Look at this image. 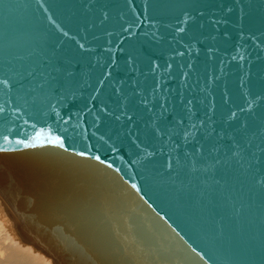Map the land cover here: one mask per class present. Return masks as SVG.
<instances>
[{
  "label": "water",
  "instance_id": "1",
  "mask_svg": "<svg viewBox=\"0 0 264 264\" xmlns=\"http://www.w3.org/2000/svg\"><path fill=\"white\" fill-rule=\"evenodd\" d=\"M0 200L57 264H264V0H0Z\"/></svg>",
  "mask_w": 264,
  "mask_h": 264
},
{
  "label": "bare ground",
  "instance_id": "2",
  "mask_svg": "<svg viewBox=\"0 0 264 264\" xmlns=\"http://www.w3.org/2000/svg\"><path fill=\"white\" fill-rule=\"evenodd\" d=\"M0 264H57L52 253L36 241L26 240L0 200Z\"/></svg>",
  "mask_w": 264,
  "mask_h": 264
}]
</instances>
